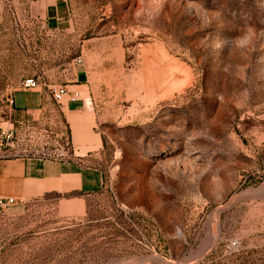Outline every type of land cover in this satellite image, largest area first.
<instances>
[{
    "label": "rangeland",
    "instance_id": "obj_1",
    "mask_svg": "<svg viewBox=\"0 0 264 264\" xmlns=\"http://www.w3.org/2000/svg\"><path fill=\"white\" fill-rule=\"evenodd\" d=\"M79 57L82 111L17 110ZM1 127L101 183L0 207V264H264V0H0Z\"/></svg>",
    "mask_w": 264,
    "mask_h": 264
},
{
    "label": "crops",
    "instance_id": "obj_2",
    "mask_svg": "<svg viewBox=\"0 0 264 264\" xmlns=\"http://www.w3.org/2000/svg\"><path fill=\"white\" fill-rule=\"evenodd\" d=\"M59 8L56 3L47 6L46 20H53V28L61 26ZM91 73L89 66L83 61L77 64L70 74L67 87L72 93H77V101L66 100L70 112L82 111L86 106V92L91 94ZM12 103L23 114L31 112H57L64 105L54 102L48 91L41 89H22L13 95ZM89 112L84 117L73 121L78 138V131L88 130L87 123L91 120ZM87 144H100V139L91 132H84ZM95 144V145H96ZM83 153V148H80ZM78 160H56L41 156L8 157L0 159V197H15L25 201L38 198L50 192L91 191L99 186L101 178L90 168L83 167Z\"/></svg>",
    "mask_w": 264,
    "mask_h": 264
},
{
    "label": "built area",
    "instance_id": "obj_3",
    "mask_svg": "<svg viewBox=\"0 0 264 264\" xmlns=\"http://www.w3.org/2000/svg\"><path fill=\"white\" fill-rule=\"evenodd\" d=\"M77 63L82 64L83 59L79 57L77 59ZM40 86V81L33 77L26 78L22 84L23 89H35ZM48 88L49 94L52 96L55 103L59 105H64V102L68 99L71 101H77L79 96L77 93H72L67 85L65 84H45ZM15 141V131L12 127L8 128H0V157L8 158V157H29L26 155H19L17 153H12V149L14 147ZM64 142L67 147L73 145L72 139L68 136L64 137ZM68 150V149H67ZM73 150V149H72ZM67 152L61 153L62 158H51L56 160H65L63 156H65ZM42 157V156H41ZM47 158L46 156H44ZM17 199L15 197H0V207H5L9 205H14L17 203ZM239 246L237 241H233L230 244V249L234 251Z\"/></svg>",
    "mask_w": 264,
    "mask_h": 264
},
{
    "label": "bare ground",
    "instance_id": "obj_4",
    "mask_svg": "<svg viewBox=\"0 0 264 264\" xmlns=\"http://www.w3.org/2000/svg\"><path fill=\"white\" fill-rule=\"evenodd\" d=\"M210 218H211V217H210ZM215 235H216V234H215ZM211 236H213V234H212ZM214 237H215V236H214ZM215 240H216V239H215ZM206 243H207V242H206ZM213 243H214V242H213ZM210 246H211V245H210ZM207 247H209V246H207ZM206 249H207V248H206ZM204 251H205V250H204ZM204 251H203V252H204Z\"/></svg>",
    "mask_w": 264,
    "mask_h": 264
}]
</instances>
